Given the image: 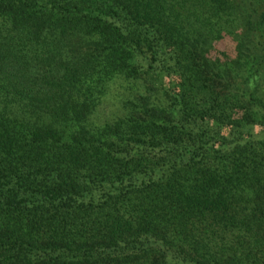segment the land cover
<instances>
[{"label":"trees","instance_id":"16d2710c","mask_svg":"<svg viewBox=\"0 0 264 264\" xmlns=\"http://www.w3.org/2000/svg\"><path fill=\"white\" fill-rule=\"evenodd\" d=\"M0 264H264V0H0Z\"/></svg>","mask_w":264,"mask_h":264},{"label":"rangeland","instance_id":"374dc122","mask_svg":"<svg viewBox=\"0 0 264 264\" xmlns=\"http://www.w3.org/2000/svg\"><path fill=\"white\" fill-rule=\"evenodd\" d=\"M111 104L112 103L110 101L103 103L99 110L101 116H105L109 112V108L112 106Z\"/></svg>","mask_w":264,"mask_h":264}]
</instances>
